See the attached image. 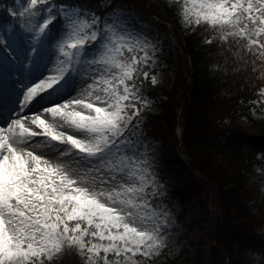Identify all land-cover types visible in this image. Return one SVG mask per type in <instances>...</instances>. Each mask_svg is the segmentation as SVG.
<instances>
[{
  "label": "snow or ice",
  "instance_id": "6c2138e0",
  "mask_svg": "<svg viewBox=\"0 0 264 264\" xmlns=\"http://www.w3.org/2000/svg\"><path fill=\"white\" fill-rule=\"evenodd\" d=\"M0 8L14 21L0 32V264H44L65 244L87 264L158 254L165 190L137 103L138 58H125L147 49L143 33L109 0ZM178 14L264 66V0H192Z\"/></svg>",
  "mask_w": 264,
  "mask_h": 264
},
{
  "label": "trees",
  "instance_id": "16d2710c",
  "mask_svg": "<svg viewBox=\"0 0 264 264\" xmlns=\"http://www.w3.org/2000/svg\"><path fill=\"white\" fill-rule=\"evenodd\" d=\"M109 2L121 10L144 9L173 27L183 21L178 9L185 3L191 5L190 0ZM10 3L0 0L3 5ZM13 22L0 8V32ZM182 30L177 45L169 44L162 55L172 72L168 85L151 81L153 70L138 51L125 56L138 58L137 103L152 101L157 109L141 112L151 142L176 135L181 116V145L192 174L184 186H172L162 179L165 197L157 201L156 208L167 210L175 199L179 203L198 197L211 199L218 215L212 220L209 264H227L236 247L255 254L256 264H264V152L243 140V136L264 140V115H253L255 101L264 89V66L238 54L239 45L233 48L222 42V33L214 32L206 22L186 24ZM242 51L247 53L246 48ZM180 259L155 264L202 263L200 253L193 259Z\"/></svg>",
  "mask_w": 264,
  "mask_h": 264
},
{
  "label": "rangeland",
  "instance_id": "374dc122",
  "mask_svg": "<svg viewBox=\"0 0 264 264\" xmlns=\"http://www.w3.org/2000/svg\"><path fill=\"white\" fill-rule=\"evenodd\" d=\"M192 3V0H190ZM131 19L139 33H143L142 39L146 38L147 49L143 46H137L136 51L140 53L144 60L145 51H147V62L153 73L150 75L151 81L155 77L154 84L168 85L172 79V72L163 62L162 55L169 47V44L177 45L176 38L185 28L184 20L180 26L173 27L169 23H162L158 18L152 17L144 9L122 10ZM158 17H161L157 13ZM164 26H163V25ZM6 31V29L4 30ZM2 43V40H0ZM264 90V89H263ZM138 106L142 111L156 112L154 102L145 101ZM253 115L255 118H262L264 115V92L255 101ZM248 132H252L248 129ZM39 139V138H37ZM243 140L251 147H258L264 152V141L253 140L243 136ZM155 146L156 160L159 163L158 175L160 183L163 185L164 179L169 185H185L189 182L191 170L188 167L186 157L181 150L179 143L178 127L176 135L169 136L166 139L152 141ZM211 199L205 200L201 197L191 198L190 202L179 203L176 199L172 207L165 210L163 207L157 211L167 214L168 224L165 225L164 235L165 245L158 254L151 258L143 257L137 254L134 259L138 264H155L158 260H173L181 258L193 259L197 253L201 255V264L210 262V245L212 239L211 227L213 219L218 213ZM249 254L251 252H241L237 247L227 260V264H249ZM254 264H256V255ZM89 257L81 253L77 246L64 245L62 251L53 256L52 259H44V264H87ZM100 264H103L100 261Z\"/></svg>",
  "mask_w": 264,
  "mask_h": 264
}]
</instances>
